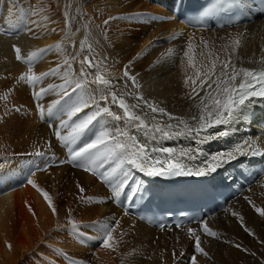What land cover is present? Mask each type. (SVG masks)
I'll list each match as a JSON object with an SVG mask.
<instances>
[{
  "label": "bare ground",
  "instance_id": "bare-ground-1",
  "mask_svg": "<svg viewBox=\"0 0 264 264\" xmlns=\"http://www.w3.org/2000/svg\"><path fill=\"white\" fill-rule=\"evenodd\" d=\"M178 1L0 0V86L22 82L0 110L25 135L19 153L0 139V264H264V177L188 228L126 212L148 173L215 174L225 152L238 175L258 165L237 152L264 148L261 102L227 100L264 67V19L193 31Z\"/></svg>",
  "mask_w": 264,
  "mask_h": 264
},
{
  "label": "rangeland",
  "instance_id": "rangeland-1",
  "mask_svg": "<svg viewBox=\"0 0 264 264\" xmlns=\"http://www.w3.org/2000/svg\"><path fill=\"white\" fill-rule=\"evenodd\" d=\"M75 2H76V0H74ZM64 2H69V0H64ZM70 9H71V7H70ZM75 11H73V13H74V19H73V22H77V21H79V18H80V16H79V9H78V7H75V9H74ZM78 16V17H77ZM75 18H76V20H75ZM11 38H13V37H11ZM67 38V35L63 38V39H66ZM86 65L87 66H89V67H92V65H91V62H89V60H87L86 61ZM61 67H62V65L60 66V67H56V70L54 71L55 73H58L60 70H61ZM63 74H65V70L63 71V72H60V75L61 76H63ZM21 84H22V82H21V80H19V79H16V80H14L13 81V83L11 84V85H9L6 89H2L3 87H4V85H1L0 87V92L2 93V95H1V97H0V100H3V99H5V100H9V98L11 97V94H14V93H17V92H21ZM0 105H2L1 103H0ZM126 113H127V115L128 116H130V113L128 112V109L126 108ZM4 114V112L2 111V110H0V139L2 138V137H4L5 135H8V141L10 142V144H11V147H10V149H9V151H8V149H7V152H16V153H19V147H18V144L20 143V142H22V139L24 138V133L22 132V130H21V128L17 125V126H15V127H12V125H13V122H12V124L10 125V127L8 126V125H6V121H9L8 119V117H6L5 115H3ZM15 121V120H14ZM35 135V134H34ZM19 138V143H15V144H12L11 143V141L12 140H15V138ZM33 140H35L34 138H33ZM33 142V141H32ZM32 147H34L33 145H31ZM54 161H56V160H54ZM196 235H194V236H192V237H195ZM199 245L200 244H196V243H194L193 245H191L190 247H189V249H188V251L192 254V256H191V258H193V256H194V254L196 253V252H198V249H200L202 252H204L205 250H204V247L202 248H200L199 247ZM191 248V249H190ZM192 248H193V250H192ZM151 249V250H150ZM156 250H158V251H156ZM148 251L149 252H152L153 251V249L152 248H149L148 249ZM147 251V252H148ZM155 251V252H154ZM154 253H150V254H148L149 255V257H152V256H150L151 254L152 255H160V253H161V251H160V253H159V249H154ZM148 252V253H149ZM194 252V253H193ZM158 253V254H157ZM148 255H147V257H148Z\"/></svg>",
  "mask_w": 264,
  "mask_h": 264
}]
</instances>
